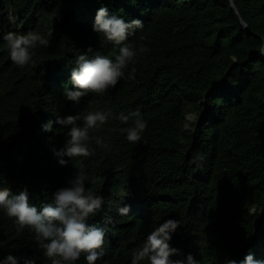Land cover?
I'll list each match as a JSON object with an SVG mask.
<instances>
[{
    "label": "trees",
    "instance_id": "trees-1",
    "mask_svg": "<svg viewBox=\"0 0 264 264\" xmlns=\"http://www.w3.org/2000/svg\"><path fill=\"white\" fill-rule=\"evenodd\" d=\"M232 1L238 14L231 0H2L16 24L7 17L0 26V190L26 188L39 208L52 203L75 169L93 177L86 187L105 198L104 210L89 219L105 231L97 264H131L147 235L169 218L182 224L170 241L181 253L173 260H264V0ZM102 6L144 23L126 41L137 49L125 69L131 78L75 105L62 96L74 57L88 47L118 54L92 31ZM9 31L34 32L49 47L34 49L30 64L19 68L2 39ZM97 110L112 117L90 130L93 154L60 165L51 147L63 149L69 137L57 117ZM131 112L147 121L136 144L125 140L128 125L117 118ZM49 122L53 131H43ZM121 202L130 206L127 216L116 212ZM8 254L51 264L34 233L17 232L0 214V258ZM76 264H86L83 256Z\"/></svg>",
    "mask_w": 264,
    "mask_h": 264
},
{
    "label": "clouds",
    "instance_id": "clouds-1",
    "mask_svg": "<svg viewBox=\"0 0 264 264\" xmlns=\"http://www.w3.org/2000/svg\"><path fill=\"white\" fill-rule=\"evenodd\" d=\"M143 27L144 23L139 19L128 21L115 13L110 14L107 7H100L95 14L92 31L98 35L102 44H111L118 48V54L114 57L103 55L88 47L75 56L69 77L70 87H64L62 90L65 101L78 105L82 98L103 95L109 89L115 88L121 80L131 78L130 74L126 76L125 69L135 60L137 49L126 41ZM51 35L49 33V36ZM2 39L6 42L10 60L19 68L30 64L34 49L49 47V40L34 32L19 34L9 31ZM139 51L144 52L146 49L140 48ZM260 52L264 54V48H261ZM111 117V110L57 117L55 123L60 128L67 129L69 137L63 149L51 147V151L60 157L58 163L64 166L78 158L91 156L93 152L89 147L90 130L104 126ZM117 118L121 123L128 125L122 129L128 143L136 144L142 139L147 121L139 112L127 115L120 113ZM43 131H53L52 122L46 124ZM51 143L49 138V144ZM95 143L102 147L107 146L101 137H97ZM90 183H94L93 177L75 169L68 178L67 185L53 194L52 203L39 208L30 203L26 188L18 192L0 190V214L12 220L17 232L26 229L34 233L37 250L51 264H76L81 256L86 264H97L104 256L105 231L90 224L89 219L104 210L105 198L87 188L86 185ZM245 208L250 215L257 211L254 206ZM262 211L264 209H261L260 213ZM116 212L120 216H127L130 206L121 202ZM105 222L111 223V217H107ZM181 226L180 220L173 218L158 224L144 239L140 249L132 254L131 264H141L145 260L147 264H201L200 260L191 254L182 260L171 259L181 254L178 249L170 246L173 234ZM37 259L35 255L8 254L0 258V264H37ZM223 264H237V261L226 258ZM240 264H264V260L248 254Z\"/></svg>",
    "mask_w": 264,
    "mask_h": 264
},
{
    "label": "rangeland",
    "instance_id": "rangeland-1",
    "mask_svg": "<svg viewBox=\"0 0 264 264\" xmlns=\"http://www.w3.org/2000/svg\"><path fill=\"white\" fill-rule=\"evenodd\" d=\"M12 18V14L10 9L5 5L2 4V0H0V26L2 24V21L4 20V18ZM16 20L14 18H12V23L15 25ZM189 120L193 119V116H189L188 117Z\"/></svg>",
    "mask_w": 264,
    "mask_h": 264
},
{
    "label": "water",
    "instance_id": "water-1",
    "mask_svg": "<svg viewBox=\"0 0 264 264\" xmlns=\"http://www.w3.org/2000/svg\"><path fill=\"white\" fill-rule=\"evenodd\" d=\"M231 8L238 14V11H237V9H236V7H235V5H234L232 0H231ZM241 22H242L243 26L247 29L246 24L242 20H241ZM15 24H16V22H15ZM263 48H264V46H263ZM262 57L264 59V54H262Z\"/></svg>",
    "mask_w": 264,
    "mask_h": 264
}]
</instances>
